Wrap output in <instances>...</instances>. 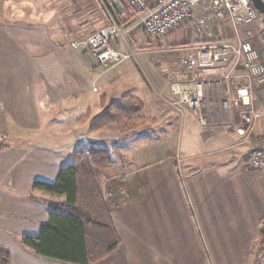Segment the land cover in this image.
<instances>
[{"label": "crops", "instance_id": "crops-1", "mask_svg": "<svg viewBox=\"0 0 264 264\" xmlns=\"http://www.w3.org/2000/svg\"><path fill=\"white\" fill-rule=\"evenodd\" d=\"M14 1L15 4L9 12L14 13L15 19H18L17 14H32L31 21L34 22L53 10L52 6L41 2L38 9L34 6V10L25 11V5L22 3L26 0ZM45 5L46 8L43 9ZM114 7L120 9L118 0L115 1ZM246 27L243 31L246 39H250L251 31ZM32 42L35 44L33 47L38 45L36 40ZM252 43L254 44V41ZM50 45L49 50L43 46L38 50H26L34 61L33 69H24L28 58L19 53V64L23 68L18 71L17 76L16 72L8 76L0 67V139L3 141L9 142V139L22 133H40L42 120L37 115L35 85L36 77L43 72L39 71L35 61L40 60L39 57L58 59L53 56L52 40ZM111 45L117 46L121 51L126 49L116 40H113ZM171 46L173 50L181 53L174 62L176 67L172 70L166 69L159 75L150 72L160 91L150 92V78H145L137 70L140 67L137 62L126 59L117 66L103 68L91 54L88 57L84 54V64L79 60V74L70 67L67 71L73 76V82L78 83L77 88L73 91L62 87L58 92L62 94L65 114L67 119L71 118V122L76 123L79 116L88 113V120L81 127L92 122L90 118L93 112L103 113L110 103L118 102L125 95L138 98L142 103L141 114L149 119L138 129L126 134H119L113 124L103 128L107 129L110 137L118 141H122L123 136L131 137L130 135L138 133L137 135H141V141L146 142V146L143 143L141 148L133 153L135 156L132 154L129 159L122 153L120 145L115 146L124 156V161H113L107 168L96 172L99 187L107 201L109 214L120 238L119 247L96 264H198V248L204 249L207 231L212 238H220L218 243L224 250L228 244V251L243 254L238 260L239 264L250 263L248 253H251L254 247H260L263 257L261 256L258 264H264V239L259 236V228L264 222V170L252 169L245 164L247 152L257 146L264 135V109H258L257 106L264 97V86L254 87L252 107L237 101L232 104L227 121L202 126L192 116L188 107L183 106L180 116L165 101V97H172L170 83L177 78H185L179 60L189 52V45L184 41H177ZM0 55L5 60L6 53L1 48ZM69 58L68 54H61L59 59L66 62L71 61ZM141 61L149 66V61L142 56ZM225 69H211L206 74L217 77ZM90 75L93 77L89 79ZM87 79L91 82V89L86 83ZM237 80L234 86L236 89L241 84V79ZM144 82L149 89L144 86ZM96 85L102 90L98 96L93 95L99 90ZM41 96L42 99L46 97L44 94ZM46 98L44 109L47 113L49 107L46 105ZM79 112L84 113L76 115ZM253 112L259 114L255 119ZM249 126H253L251 136L246 134ZM150 127L159 133V142L155 145V138L147 134ZM6 150L9 149L0 150V244L8 246L11 263L16 256V262L20 264L18 261L21 252L15 250L11 253L12 243H8L4 233L15 230L20 233L21 227L26 225L22 224L23 220H16V217L20 218L25 213L31 214L30 219L37 225L39 222H45L48 214L44 202H31V205H27L26 201H16L17 192L26 189L27 182L19 175V168L22 170L19 164L13 165L14 158L2 156L11 153ZM17 153L20 155V152ZM151 153H159L160 158L165 161L174 160V165H157L153 172V163L148 165L141 162L136 166V171L128 170L127 167L134 165L136 160L148 158ZM42 155L49 157V161H40L37 164L41 174L36 178L41 182L52 183L56 180L60 168L51 153H39L40 157ZM180 168L184 172L183 181L181 174H178ZM121 174L130 178L124 180ZM114 178L116 180L112 182ZM102 185L106 190H103ZM135 186H138V189L135 190ZM54 197L58 198L52 199L54 201L64 198L58 195ZM199 220L205 232L199 225ZM222 238H233V241H225ZM232 242L237 249L230 248ZM220 262L224 264L223 258Z\"/></svg>", "mask_w": 264, "mask_h": 264}, {"label": "rangeland", "instance_id": "rangeland-1", "mask_svg": "<svg viewBox=\"0 0 264 264\" xmlns=\"http://www.w3.org/2000/svg\"><path fill=\"white\" fill-rule=\"evenodd\" d=\"M115 1L116 0L23 1L22 4L25 5V11L34 10V6L38 9V5H41L42 3L52 6L53 12L50 10L51 14L49 13L47 16L45 15L44 18H40L39 20H35L34 22L31 21L32 14H17L18 19L13 18L14 13H10L9 9L15 4L14 0H5L4 3L0 1V48L4 53H6L5 60L0 55V67L4 69V72H6L8 76H12V72H16L15 75L17 76L19 74L18 71L23 68L19 64L20 59L18 58L17 53L25 55L28 58V64L26 63V67L24 66V69H33L34 61L31 60L28 55L29 50H38L40 46H43L44 48L48 47L49 50L51 47V40L52 44H54L53 56H56L58 58L50 60L51 58L44 59L39 57L40 60L35 61L39 66V71L43 72L42 75L36 77L35 85V104H37L36 106L38 108L37 115L40 116L42 120V125L39 128L40 133H28L27 135L25 133H22L20 135L18 134L17 137L9 139V142L4 140L2 142V147L0 148V150L9 149L6 151H11L10 154H2V156H9L11 158H14L13 165L16 166L19 164V166L22 168V170L19 168V175L24 181L27 182V188L23 189L22 192H17L19 196H16V201H26V203H28L27 205H31V202H44L43 204L45 205L47 214V203L54 202V200L52 199L58 198H55V195H50L34 187L35 182L41 181L36 178L37 175L41 174L39 171L40 169H37V164H39L40 161H49V157L46 158V156L44 157L43 155L42 157H40L39 153H51L54 157V162L61 169L68 165V163L71 161L73 151L78 147L95 145L110 148L120 145V147H122V153H124V155L129 159V157H131L134 152H137V150L141 148L143 143L144 146H146V142L141 141V135H137L138 133L136 135H130L131 137L123 136L122 141H118L109 136L107 129L93 132L88 130L89 123H87V126L85 127H81L82 125L79 127V125H77L76 123L71 122V118L67 119V115L65 114L64 110L65 104L61 98L62 94L58 93L62 87H66L69 90L72 89L73 91L77 88L78 83L73 82V76L67 72L68 67L79 74V60H81L84 64V60L86 58H83V55L85 54L87 55V57L90 56V54H88V52L86 51L74 49L71 46V43L75 40H83L97 31L99 28L106 26L109 21V15H113L111 12V8L114 7ZM46 5L42 8L45 9ZM125 15L127 16L123 15L120 20H117L119 18L116 19L114 15L112 17L120 23L123 29L128 30L125 35L126 42L129 47L134 52H136L135 57L131 56L128 59L137 62L140 66L137 70L140 71L143 76H145V78L146 76L150 78V81H148L149 86H151L152 88L150 89V92L155 93L157 91H160L159 85L155 84V80L153 81L151 73L159 75V73L162 74V72L166 71V69L172 70L174 67H176L174 66V62L177 58L180 57L181 53L177 50H173V46H171V44L177 41H184V43H186L187 45L196 44L197 39L193 32L192 22L188 21L187 24H181L177 29L166 33L164 36L153 38L144 33L143 29L138 24L137 15H130L127 9ZM125 17H129V23L123 25L124 19L126 20ZM220 28L221 27L217 28L216 30L219 41L235 42V37H228L227 35L230 34H227V30L223 32ZM249 28L251 31V36L250 39L247 40H249L251 43L252 41H254V44H252L254 45L255 49L264 62V32L262 30V20L260 15L255 22L246 27V29ZM243 30L245 29L242 28L239 31L240 39L247 38ZM32 40L37 41L38 45L36 47L32 46L35 45L33 44ZM116 41H118L122 46L124 45L120 38H117ZM123 51H126V49H124ZM12 54L13 56H11ZM61 54H68L71 61L63 62L62 60H60L59 58ZM141 56L149 61V66H146L145 63L141 61ZM157 63H159L158 66L156 65ZM67 73L69 75H67ZM92 77L93 76L90 75L89 79ZM86 83L91 89L90 80L88 81L87 79ZM144 86L148 88L145 82ZM96 87L99 90L97 93H93L94 96H98V93L102 92L101 88L98 85H96ZM42 94L47 97H44L47 100L46 105H48L49 107L47 113L44 109V98H41ZM257 106L258 109H264V97L261 99ZM83 113L84 112H79V114L76 115H80ZM100 113L101 112H93V115L90 118V122L93 121ZM147 134L155 138V140L153 141V145L159 142V133L157 130L150 127L149 129H147ZM252 134V132L248 133V135L250 136ZM50 135L52 136L51 138L49 137ZM17 152H20V155ZM134 156L135 154H133V157ZM160 157L161 156L159 155V153H157L156 155L152 154L148 156V158L143 157L136 160L134 162V165H130L127 168H129V171H136L135 168L137 165H140L141 162H146L148 165L149 163H153L151 170L155 172V168H157V165H174V160L168 159L165 161ZM113 160L114 162L119 161L115 157L113 158ZM9 167L11 166H8V168ZM178 172V174H181V179L183 181L184 172L182 171V168H180ZM121 175L123 177V174ZM128 178H130V176L124 175L123 177L124 180H127ZM119 179H121V177H119ZM115 180L116 179L114 178L112 182H114ZM102 188L103 190H106L105 186H103ZM136 189H138V186H135V190ZM7 201L8 200H6V202ZM30 218L31 214L29 215L26 213L20 216V218L16 217V220H23L22 224L26 225L21 227L22 230L20 233H18L17 230L4 233L7 237L8 243H12L10 246L11 253H14L15 250L18 253L21 252L19 253L20 257L18 263L68 264L57 260L37 256L22 247L20 243L21 236H36L39 232V225L41 223H44L39 222L37 225V223L33 222ZM199 223V225H201L205 232V228L200 220ZM207 232H205L206 241H204L203 244L204 249L202 247L198 248V264H222L220 262L221 258H223L224 264H239L238 260L243 254H240L237 251H228V244L225 245L226 250H224L218 243L220 238L215 236L212 238L209 234H207ZM222 239L226 241L227 239L231 238ZM208 240L210 241V243ZM231 241H233V238L231 239ZM3 245L0 244V247H5L7 249L8 246L6 247ZM230 248L237 249L238 247H235L232 242V244H230ZM260 251V247H254L251 253H248L250 263L247 264H258L260 262L261 256L263 257V253H260ZM11 264H17L16 256L15 260H13Z\"/></svg>", "mask_w": 264, "mask_h": 264}, {"label": "built area", "instance_id": "built-area-1", "mask_svg": "<svg viewBox=\"0 0 264 264\" xmlns=\"http://www.w3.org/2000/svg\"><path fill=\"white\" fill-rule=\"evenodd\" d=\"M123 2L130 15L138 16V24L144 33L153 38L164 36L188 21L192 22L196 44L189 45V52L179 60L185 78L173 80L169 85L172 97H165L167 104L180 116L183 106H186L202 126H207L212 122L227 121L232 104L237 101L252 107L253 89L264 83V62L254 45L239 37L242 28L259 18L250 0ZM112 16L109 15L106 26L83 40L71 43L74 49L91 54L104 68L117 66L136 55L125 39L128 30L123 29ZM219 27L223 32L227 30V34H230L228 37H235V42L219 41L216 31ZM117 38L122 40L126 51L111 45ZM221 67L226 69L217 77L206 74L208 70ZM237 79H241V84L236 89ZM161 97L164 99L162 94ZM253 116L255 119L259 114L253 112ZM247 130L248 133L252 132L253 126ZM245 164L252 169L264 170V135L260 143L246 154Z\"/></svg>", "mask_w": 264, "mask_h": 264}, {"label": "trees", "instance_id": "trees-1", "mask_svg": "<svg viewBox=\"0 0 264 264\" xmlns=\"http://www.w3.org/2000/svg\"><path fill=\"white\" fill-rule=\"evenodd\" d=\"M118 2L120 9L113 7L111 12L120 20L123 15L127 16L126 6L123 0ZM125 18L123 25L129 23V17ZM141 111V101L125 95L118 102L110 103L89 124L88 130L96 131L113 124L119 134H126L149 120ZM87 120L88 113L79 116L76 124L84 125ZM2 142L0 139V148ZM113 156L124 161V156L115 147H78L73 151L68 165L58 171L54 183H34L35 188L64 198L47 203L48 217L39 225L36 236H21L20 243L24 249L37 256L68 264H96L119 247L120 238L96 176L98 170L113 163ZM259 236L264 239V222L259 228ZM0 264H11L10 253L5 247H0Z\"/></svg>", "mask_w": 264, "mask_h": 264}, {"label": "water", "instance_id": "water-1", "mask_svg": "<svg viewBox=\"0 0 264 264\" xmlns=\"http://www.w3.org/2000/svg\"><path fill=\"white\" fill-rule=\"evenodd\" d=\"M254 8L257 10L262 20V30L264 32V0H250Z\"/></svg>", "mask_w": 264, "mask_h": 264}]
</instances>
